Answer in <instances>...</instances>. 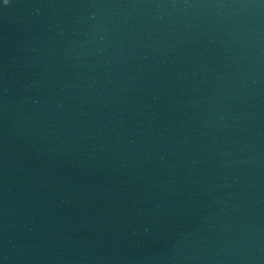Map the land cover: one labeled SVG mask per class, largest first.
Segmentation results:
<instances>
[{
  "label": "water",
  "instance_id": "obj_1",
  "mask_svg": "<svg viewBox=\"0 0 264 264\" xmlns=\"http://www.w3.org/2000/svg\"><path fill=\"white\" fill-rule=\"evenodd\" d=\"M0 264H264V0L0 3Z\"/></svg>",
  "mask_w": 264,
  "mask_h": 264
},
{
  "label": "clouds",
  "instance_id": "obj_2",
  "mask_svg": "<svg viewBox=\"0 0 264 264\" xmlns=\"http://www.w3.org/2000/svg\"><path fill=\"white\" fill-rule=\"evenodd\" d=\"M5 3H8L9 5L12 4V0H4Z\"/></svg>",
  "mask_w": 264,
  "mask_h": 264
},
{
  "label": "snow or ice",
  "instance_id": "obj_3",
  "mask_svg": "<svg viewBox=\"0 0 264 264\" xmlns=\"http://www.w3.org/2000/svg\"><path fill=\"white\" fill-rule=\"evenodd\" d=\"M13 2V0H12ZM0 3H2L3 5H9L8 3H5L4 0H0Z\"/></svg>",
  "mask_w": 264,
  "mask_h": 264
}]
</instances>
